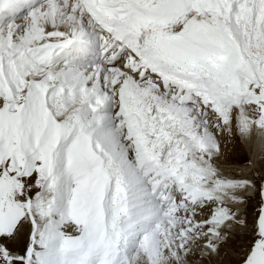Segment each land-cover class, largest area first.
<instances>
[{
    "label": "snow or ice",
    "instance_id": "obj_1",
    "mask_svg": "<svg viewBox=\"0 0 264 264\" xmlns=\"http://www.w3.org/2000/svg\"><path fill=\"white\" fill-rule=\"evenodd\" d=\"M0 264H264V0H0Z\"/></svg>",
    "mask_w": 264,
    "mask_h": 264
}]
</instances>
